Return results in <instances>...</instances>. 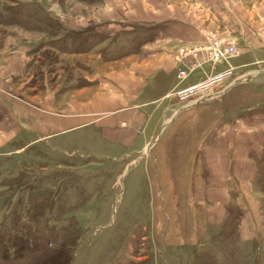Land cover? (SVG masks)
I'll use <instances>...</instances> for the list:
<instances>
[{
    "label": "rangeland",
    "instance_id": "rangeland-1",
    "mask_svg": "<svg viewBox=\"0 0 264 264\" xmlns=\"http://www.w3.org/2000/svg\"><path fill=\"white\" fill-rule=\"evenodd\" d=\"M0 264H264V0H0Z\"/></svg>",
    "mask_w": 264,
    "mask_h": 264
},
{
    "label": "built area",
    "instance_id": "built-area-1",
    "mask_svg": "<svg viewBox=\"0 0 264 264\" xmlns=\"http://www.w3.org/2000/svg\"><path fill=\"white\" fill-rule=\"evenodd\" d=\"M201 34L204 37L202 43L181 53V58L193 59L192 67H200L207 62L217 63L239 55V49L232 37L210 29H203ZM186 75L185 71L179 73L180 78H185Z\"/></svg>",
    "mask_w": 264,
    "mask_h": 264
}]
</instances>
